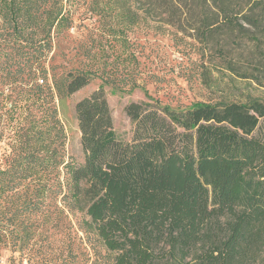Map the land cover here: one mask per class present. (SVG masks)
Instances as JSON below:
<instances>
[{
	"label": "trees",
	"instance_id": "16d2710c",
	"mask_svg": "<svg viewBox=\"0 0 264 264\" xmlns=\"http://www.w3.org/2000/svg\"><path fill=\"white\" fill-rule=\"evenodd\" d=\"M71 16L64 0H0V86L26 93L9 109L36 110L23 145L0 166V204L23 196L27 211L59 198L82 214V248L56 264H264V140L253 132L264 102L129 101L132 138L122 141L103 89L109 80L98 68L56 71L48 58ZM126 31L108 28L122 42ZM96 76L103 83L74 104L84 152L76 164L66 159L54 99ZM8 219L0 216V264L5 253V264H24Z\"/></svg>",
	"mask_w": 264,
	"mask_h": 264
},
{
	"label": "rangeland",
	"instance_id": "374dc122",
	"mask_svg": "<svg viewBox=\"0 0 264 264\" xmlns=\"http://www.w3.org/2000/svg\"><path fill=\"white\" fill-rule=\"evenodd\" d=\"M175 1L169 7L166 0H64L71 25L53 40L48 58L54 55L56 71L98 68L109 80L103 89L122 141L132 138L133 124L124 111L129 101L157 100L173 108L196 101L264 102V0ZM110 25L127 27L126 42L118 40V32L112 37ZM102 83L96 76L69 97L54 99L67 137L66 159L76 164L83 163L84 152L74 104ZM9 85L0 86V166L13 156L9 150L15 155L23 145L36 114L32 106L9 109L26 94L8 92ZM253 132L264 140V118ZM22 199L2 200L0 216L15 224L21 242L15 255L24 264H56L70 249L82 248V214L67 212L59 198L23 211Z\"/></svg>",
	"mask_w": 264,
	"mask_h": 264
}]
</instances>
